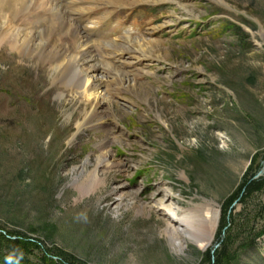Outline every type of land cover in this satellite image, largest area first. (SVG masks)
Listing matches in <instances>:
<instances>
[{
  "label": "rangeland",
  "instance_id": "rangeland-1",
  "mask_svg": "<svg viewBox=\"0 0 264 264\" xmlns=\"http://www.w3.org/2000/svg\"><path fill=\"white\" fill-rule=\"evenodd\" d=\"M72 3L98 62L124 75L74 105L80 89L49 85L32 57L0 51V264H264V0ZM29 15L38 30L49 24ZM120 37L148 42L116 63ZM95 101L102 130L77 129ZM104 141L117 161L106 168ZM161 182L182 207L218 205L210 246L172 250L167 210L148 200Z\"/></svg>",
  "mask_w": 264,
  "mask_h": 264
},
{
  "label": "bare ground",
  "instance_id": "bare-ground-1",
  "mask_svg": "<svg viewBox=\"0 0 264 264\" xmlns=\"http://www.w3.org/2000/svg\"><path fill=\"white\" fill-rule=\"evenodd\" d=\"M67 8V0L0 1V51L7 48L14 50L20 57H32V61L34 60L36 63L35 69L33 68L35 73L38 70L37 74H39V71L46 69V74L43 77L48 80L49 85L57 84V87L59 86L61 89L62 87H69L72 90L80 89V95L77 96V93L72 91L75 98L73 103L78 105L86 103L85 101L91 97L96 99L99 95L98 90L107 88L105 84L107 78L115 83L116 79L124 73L116 69L114 63L100 64L98 62L97 54L93 52L89 43L91 31L81 25L77 15L69 17L70 13ZM32 10L36 13L47 12L49 17H54L56 14V21L45 19V22L49 24L38 30L35 28V23L29 22V18L26 17L29 14L32 16ZM169 22L171 21L167 20L164 23ZM61 29L65 30L66 37L59 33ZM142 41L145 47L144 41L147 40L135 42L128 40L127 37H120L119 42L111 44L113 47L118 46L116 50L111 52L112 57L117 59L116 63L120 62L121 55L125 51L138 49L143 52L139 48ZM144 54L145 58L143 53L142 58L148 61L151 56ZM89 72H103L105 74L103 77H97L96 75H88ZM92 77L95 81L94 85L90 83ZM45 93H49V89ZM53 97L55 103L66 104L63 91L54 90ZM90 103L91 108L83 114L81 121L77 123V129L90 125L92 128L96 126L102 130L103 116H99V112L102 113L98 106L99 103L98 101ZM60 114L65 123L73 117V112L67 109L61 111ZM98 148L103 149V154L98 160V166L106 168L111 164H116L117 161L111 159L110 142L104 141L98 145ZM91 174L96 177V169H93ZM123 197L118 191L114 192L116 208L121 206ZM150 199L161 204L160 210H167V212H163L165 218L162 221L164 224L162 235L175 253H183L182 246L186 243H195L200 249H205L212 244L220 222L219 207L213 200L204 198L200 202L189 201L187 207H182L180 206L181 196L177 193L176 195L173 194L170 186L163 182L158 184L148 196V200ZM131 200L137 211L146 215L148 212L147 202L142 201L136 195L131 197Z\"/></svg>",
  "mask_w": 264,
  "mask_h": 264
}]
</instances>
